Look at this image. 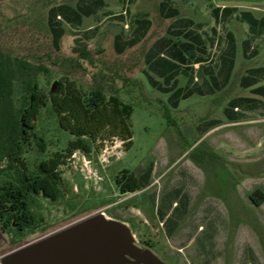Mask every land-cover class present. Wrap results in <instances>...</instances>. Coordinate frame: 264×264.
I'll use <instances>...</instances> for the list:
<instances>
[{
  "label": "rangeland",
  "instance_id": "1",
  "mask_svg": "<svg viewBox=\"0 0 264 264\" xmlns=\"http://www.w3.org/2000/svg\"><path fill=\"white\" fill-rule=\"evenodd\" d=\"M161 1L0 0V52L27 62L39 89L48 95L65 78L85 92L100 84L133 108L132 146L125 150L115 139L98 143L89 154L62 158L59 198L33 196L30 209L39 225L6 231L0 256L102 211L126 222L137 242L167 264H264V98L254 93L264 86V72H251L264 68V33L250 31L242 16L250 9L259 18L264 0H168L178 9L175 19L160 16ZM220 5L237 7L216 20L212 9ZM181 18L193 22L182 26ZM137 19L150 23L141 38ZM57 28L62 35L56 44ZM178 31L186 32L180 41L193 45V56L177 54ZM230 37L234 66L222 85ZM76 39L86 44L89 62L73 52ZM245 40L250 45L243 51ZM199 58L202 66L194 63ZM246 77L259 82L246 88ZM213 82L221 88L207 93ZM22 95L15 85V109ZM242 97L255 102L232 108ZM33 132L37 139L28 137L21 156L28 175L39 162L64 155L73 139L48 102ZM149 167L147 187L121 193L117 180L123 173L139 176ZM3 173L15 175L12 169Z\"/></svg>",
  "mask_w": 264,
  "mask_h": 264
},
{
  "label": "trees",
  "instance_id": "2",
  "mask_svg": "<svg viewBox=\"0 0 264 264\" xmlns=\"http://www.w3.org/2000/svg\"><path fill=\"white\" fill-rule=\"evenodd\" d=\"M232 10V7L222 9L216 7L212 9V14L217 20L223 16L226 17ZM178 13V9L173 7L168 0L160 2L159 14L162 18L175 19ZM242 16L250 31L257 35L264 33V16L258 19L250 12H245ZM192 22L191 19L181 18L178 19L177 24L187 27ZM135 23L137 24L136 34L138 38H141L150 23L145 19H137ZM61 35L60 28L54 30L56 44ZM176 35L178 40L174 45L181 49V52L178 50L177 54L190 53L193 56V45L188 41H180L183 38L186 39V32L178 31ZM75 42L73 52L80 59L89 62L90 52L86 44L80 39H76ZM134 42L131 41L130 44ZM243 44L245 46L243 51H246L250 42L245 40ZM229 50L230 63L222 85L229 79L234 66L236 45L231 37ZM202 61L199 58L194 63L202 66ZM167 64L169 68L174 66L170 62ZM251 72L253 74L264 72V68L254 69ZM147 78L153 87L159 88L151 77ZM244 82L245 87L248 88L259 81L246 77ZM15 85L20 86L23 94L20 107L17 109L13 104ZM213 85L214 87L209 88L207 93H214L215 86L221 88V85L216 82H213ZM158 90L164 93L169 92L162 88ZM178 92V90L174 91L170 98H174ZM254 93L264 98V86L256 87ZM47 102L51 104V109L57 116L59 127L73 136V139L68 142L64 155L56 154L39 162L36 173L28 175L24 173L26 168L21 157L24 153L23 148L29 136L37 139L33 132L35 120L40 109ZM250 102H255V100L242 97L234 99L230 105L232 108H238ZM132 112L133 108L130 104L124 103L115 93L107 95L100 84H95L91 90L85 92L76 85L75 81L65 78L58 81L53 93L49 91L47 95L38 88L35 81V70L31 69L27 62L16 58L10 59L0 52V227L5 232L13 230L22 233L26 229H33L39 225L38 219L30 209L32 197L41 194L52 201L59 198L61 177L58 168L64 164L62 158L72 155L75 151L89 154L98 143L103 144L115 139L122 143L125 150L129 149L133 143ZM226 112H230L229 109ZM37 144L41 150H44L43 142L37 140ZM2 164L4 165L1 166ZM7 169L14 170L15 175L6 178L3 172ZM151 171L152 168L149 167L139 176L123 173L120 180H117L121 193H133L147 187L150 184ZM254 196V194L249 195V199L259 206L261 202Z\"/></svg>",
  "mask_w": 264,
  "mask_h": 264
},
{
  "label": "water",
  "instance_id": "3",
  "mask_svg": "<svg viewBox=\"0 0 264 264\" xmlns=\"http://www.w3.org/2000/svg\"><path fill=\"white\" fill-rule=\"evenodd\" d=\"M6 241L0 227V244ZM0 264L167 263L150 247L140 245L126 222L100 211L0 256Z\"/></svg>",
  "mask_w": 264,
  "mask_h": 264
},
{
  "label": "crops",
  "instance_id": "4",
  "mask_svg": "<svg viewBox=\"0 0 264 264\" xmlns=\"http://www.w3.org/2000/svg\"><path fill=\"white\" fill-rule=\"evenodd\" d=\"M263 5V7L261 8L262 10H261V12H262V15L259 17V18H261L262 16H264V4H262ZM222 8L223 7H237V6H225V5H220ZM253 9H256V8H254L253 7ZM246 12H251L252 13V10H250V9H247V11ZM256 18V17H255ZM258 18V19H259Z\"/></svg>",
  "mask_w": 264,
  "mask_h": 264
}]
</instances>
